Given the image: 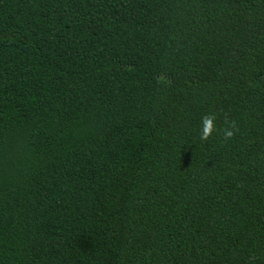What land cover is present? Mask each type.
I'll list each match as a JSON object with an SVG mask.
<instances>
[{"label": "trees", "instance_id": "obj_1", "mask_svg": "<svg viewBox=\"0 0 264 264\" xmlns=\"http://www.w3.org/2000/svg\"><path fill=\"white\" fill-rule=\"evenodd\" d=\"M0 264H264V0H0Z\"/></svg>", "mask_w": 264, "mask_h": 264}, {"label": "clouds", "instance_id": "obj_2", "mask_svg": "<svg viewBox=\"0 0 264 264\" xmlns=\"http://www.w3.org/2000/svg\"><path fill=\"white\" fill-rule=\"evenodd\" d=\"M212 117H206L202 121L201 139H206L212 130ZM225 137L231 136V131L226 130L224 132Z\"/></svg>", "mask_w": 264, "mask_h": 264}]
</instances>
